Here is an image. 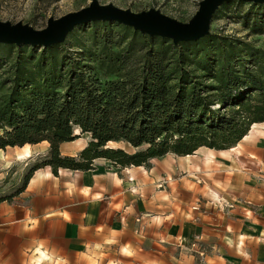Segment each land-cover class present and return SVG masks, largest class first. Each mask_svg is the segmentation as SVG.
<instances>
[{"label":"trees","instance_id":"16d2710c","mask_svg":"<svg viewBox=\"0 0 264 264\" xmlns=\"http://www.w3.org/2000/svg\"><path fill=\"white\" fill-rule=\"evenodd\" d=\"M230 3L264 8L236 0L223 5ZM242 23L264 34V16L246 15ZM76 29L83 32L78 48L66 39L49 47L0 43V151L48 144L47 157L31 163L0 202L20 194L45 167L54 175L89 171L103 159L148 169L167 154L229 150L264 123V46L215 34L174 45L114 22ZM79 138L87 145L63 156L61 145Z\"/></svg>","mask_w":264,"mask_h":264},{"label":"crops","instance_id":"0c3cea01","mask_svg":"<svg viewBox=\"0 0 264 264\" xmlns=\"http://www.w3.org/2000/svg\"><path fill=\"white\" fill-rule=\"evenodd\" d=\"M263 125L229 150L167 154L148 169L98 159L89 171H35L0 202V264H264ZM24 148L0 175L48 154Z\"/></svg>","mask_w":264,"mask_h":264},{"label":"rangeland","instance_id":"374dc122","mask_svg":"<svg viewBox=\"0 0 264 264\" xmlns=\"http://www.w3.org/2000/svg\"><path fill=\"white\" fill-rule=\"evenodd\" d=\"M93 0H0V21L11 24L22 23L33 29L45 28L48 19H59L67 14L77 12L88 7ZM99 5H113L122 10H130L134 13H144L149 10L159 11L161 14L181 23H187L198 10V4L202 0H95ZM264 16V8L250 7L248 4L230 3L222 5L214 13L209 28V34L231 40L233 43H248L254 49H261L264 46V34H253L245 29L242 18L246 15ZM75 29V28H74ZM83 38L80 29L72 31L67 35L66 40L78 48V42ZM264 144V126L258 130ZM86 138H79L72 143L60 147V151H80L87 145ZM113 147H123L127 151L130 148L121 144H112ZM29 151H48L47 143H40L28 147ZM9 151H23L18 147L7 148L0 152V160L9 158ZM221 159L229 158V154H220ZM28 165L21 164L17 169L9 172L8 175H0V197L6 193L14 192L21 184L23 175ZM210 177L207 176V179ZM218 179H222L219 177Z\"/></svg>","mask_w":264,"mask_h":264},{"label":"water","instance_id":"95a60500","mask_svg":"<svg viewBox=\"0 0 264 264\" xmlns=\"http://www.w3.org/2000/svg\"><path fill=\"white\" fill-rule=\"evenodd\" d=\"M235 0H202L198 10L187 23L171 19L159 11L149 10L134 13L113 5H99L93 0L88 7L67 14L59 19H48L45 28L33 29L22 23L11 24L0 21V43L49 47L61 44L74 28L92 22H114L132 28L141 34L166 38L174 45L180 42H195L209 35L210 22L219 7ZM264 4V0H236Z\"/></svg>","mask_w":264,"mask_h":264},{"label":"bare ground","instance_id":"6f19581e","mask_svg":"<svg viewBox=\"0 0 264 264\" xmlns=\"http://www.w3.org/2000/svg\"><path fill=\"white\" fill-rule=\"evenodd\" d=\"M255 125H256V124L252 125L251 127H252V128H255V127H256ZM263 126H264V125H263ZM256 130H257V129H256ZM251 137H252V133L250 132V133H249V136L247 137V139H250ZM255 140H256V139H255ZM255 140H254V141H255ZM28 147H29L28 145H25L24 151H29L30 149H29ZM20 149H21V148H20ZM29 154H30V153H29ZM26 155H27V156H26ZM25 156H26V157H29V156H28V152H25L24 157H25Z\"/></svg>","mask_w":264,"mask_h":264}]
</instances>
